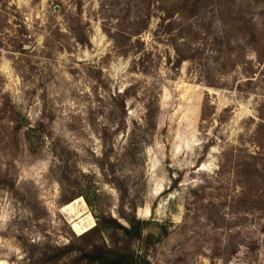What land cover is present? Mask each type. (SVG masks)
Instances as JSON below:
<instances>
[{
	"label": "rangeland",
	"instance_id": "374dc122",
	"mask_svg": "<svg viewBox=\"0 0 264 264\" xmlns=\"http://www.w3.org/2000/svg\"><path fill=\"white\" fill-rule=\"evenodd\" d=\"M131 218L139 264H264V0H0V264Z\"/></svg>",
	"mask_w": 264,
	"mask_h": 264
},
{
	"label": "trees",
	"instance_id": "16d2710c",
	"mask_svg": "<svg viewBox=\"0 0 264 264\" xmlns=\"http://www.w3.org/2000/svg\"><path fill=\"white\" fill-rule=\"evenodd\" d=\"M54 170L56 178L60 185H65L66 175L68 174V162L66 158L61 157L60 154H57V164H54ZM74 197V194L71 196V199ZM68 199L62 200V202H67ZM113 221V220H112ZM144 222L139 219H129L127 220V226L123 228L124 236L126 237V243L123 246H116L114 248H107L105 245L99 246L92 244L89 249L82 250L83 256L80 258L77 256L76 260L82 262L83 258L85 263L87 264H139L138 259L140 258L137 254L134 253L131 249L130 239H142V230H143ZM97 224H95L92 228L87 230V233H83L80 237H86L94 232H96ZM56 250V256L59 254H71L74 250L72 245H66L61 248H54ZM71 252V253H70ZM62 254V255H63ZM60 256V255H59Z\"/></svg>",
	"mask_w": 264,
	"mask_h": 264
}]
</instances>
